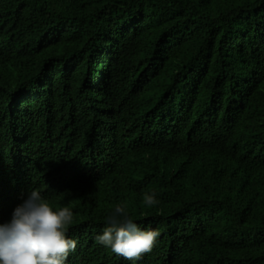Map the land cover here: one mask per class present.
I'll return each instance as SVG.
<instances>
[{"label":"trees","instance_id":"1","mask_svg":"<svg viewBox=\"0 0 264 264\" xmlns=\"http://www.w3.org/2000/svg\"><path fill=\"white\" fill-rule=\"evenodd\" d=\"M31 189L65 264H264V0H0V225ZM118 204L138 261L95 239Z\"/></svg>","mask_w":264,"mask_h":264},{"label":"clouds","instance_id":"2","mask_svg":"<svg viewBox=\"0 0 264 264\" xmlns=\"http://www.w3.org/2000/svg\"><path fill=\"white\" fill-rule=\"evenodd\" d=\"M25 194L27 199L16 207L10 222L0 225V264H65L77 246L67 236L73 212L67 206L54 210L39 189ZM143 203L159 201L155 193L145 192ZM107 224L96 236L97 243L129 261L151 252L159 236L156 230L141 229L120 204L108 216Z\"/></svg>","mask_w":264,"mask_h":264}]
</instances>
